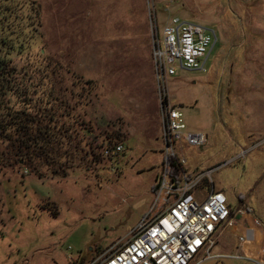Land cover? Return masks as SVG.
Returning a JSON list of instances; mask_svg holds the SVG:
<instances>
[{"label": "rangeland", "instance_id": "rangeland-1", "mask_svg": "<svg viewBox=\"0 0 264 264\" xmlns=\"http://www.w3.org/2000/svg\"><path fill=\"white\" fill-rule=\"evenodd\" d=\"M155 12L161 27L179 16L216 31L206 71L178 69L171 95L208 135L185 150L187 171L211 169L232 209L252 210L218 236L221 258L198 264L259 263L234 254L243 232L264 237V0H0V56L17 83L58 98L45 102L57 117L44 157L0 139V264L89 263L150 214L162 168ZM115 143L125 151L106 157Z\"/></svg>", "mask_w": 264, "mask_h": 264}, {"label": "built area", "instance_id": "built-area-1", "mask_svg": "<svg viewBox=\"0 0 264 264\" xmlns=\"http://www.w3.org/2000/svg\"><path fill=\"white\" fill-rule=\"evenodd\" d=\"M151 21L152 62L162 123V168L153 191L154 203L128 241L115 244L84 264H198L221 258L220 254H212L218 236L226 226L245 220L244 216L252 211L248 206L232 209L226 194L215 189L211 169L194 175L187 171L185 150L205 146L208 135L189 128L170 90L178 69L206 71L207 59L218 40L216 31L179 16L161 27L156 12ZM124 151L122 143H115L105 147L104 154L114 157ZM247 227L245 224V230ZM239 239L238 250L243 254L234 256L264 264L263 257L247 254L250 242H254L252 237L243 232Z\"/></svg>", "mask_w": 264, "mask_h": 264}, {"label": "trees", "instance_id": "trees-1", "mask_svg": "<svg viewBox=\"0 0 264 264\" xmlns=\"http://www.w3.org/2000/svg\"><path fill=\"white\" fill-rule=\"evenodd\" d=\"M7 44L5 41V46ZM15 74L16 68L12 67L7 55L0 56V139L13 142V145L18 143L20 148L40 147L41 157H44L49 152L47 148L52 144L46 129L48 121L57 117L52 112L54 103L51 106L48 104H51V100L56 103L58 98L52 97L53 87L50 90L45 89V93L42 94L38 90L40 85L30 80L17 83ZM35 95L39 97L35 99ZM15 96L17 99H14ZM46 101L48 104L45 103ZM55 130L57 129H52L51 136L57 138L58 133ZM152 188L155 191L157 185ZM84 263L83 260H79L76 264Z\"/></svg>", "mask_w": 264, "mask_h": 264}, {"label": "crops", "instance_id": "crops-1", "mask_svg": "<svg viewBox=\"0 0 264 264\" xmlns=\"http://www.w3.org/2000/svg\"><path fill=\"white\" fill-rule=\"evenodd\" d=\"M189 149H191V148H189ZM191 172V171H190ZM251 222L249 221V224H250ZM254 224H256L257 226H258V228L261 230V232H262V236H263V234H264V224L263 223H259V221L257 220H255V223ZM249 226V225H248ZM240 228H241V225H240ZM243 228H244V225H243ZM248 228V227H247ZM245 229V228H244ZM254 240V242H253V246H254V248H257V256H255V257H263V259H264V248H263V246H262V244L264 243V237L263 238H260V239H253ZM250 244L252 245V243L250 242Z\"/></svg>", "mask_w": 264, "mask_h": 264}]
</instances>
